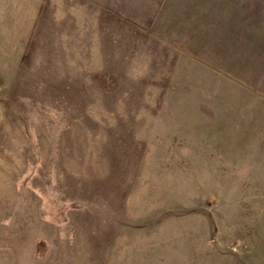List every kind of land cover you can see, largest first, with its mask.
Segmentation results:
<instances>
[{"label":"rangeland","instance_id":"rangeland-1","mask_svg":"<svg viewBox=\"0 0 264 264\" xmlns=\"http://www.w3.org/2000/svg\"><path fill=\"white\" fill-rule=\"evenodd\" d=\"M162 1L0 0L2 264H264V74L168 41Z\"/></svg>","mask_w":264,"mask_h":264},{"label":"crops","instance_id":"crops-1","mask_svg":"<svg viewBox=\"0 0 264 264\" xmlns=\"http://www.w3.org/2000/svg\"><path fill=\"white\" fill-rule=\"evenodd\" d=\"M156 8L153 27L168 41L190 46L241 83H258L264 74V29L258 32L257 21L248 13L250 0H163ZM165 17H171L170 22ZM260 26L264 27V17ZM61 57L70 68L66 72L76 73L79 58Z\"/></svg>","mask_w":264,"mask_h":264},{"label":"trees","instance_id":"trees-1","mask_svg":"<svg viewBox=\"0 0 264 264\" xmlns=\"http://www.w3.org/2000/svg\"><path fill=\"white\" fill-rule=\"evenodd\" d=\"M41 14L44 15V9L43 8L41 9ZM33 42H34V40L31 38V40H30V42L28 44V50H27L26 54L23 57V62L24 63L30 64V62H31L32 52L34 50Z\"/></svg>","mask_w":264,"mask_h":264}]
</instances>
